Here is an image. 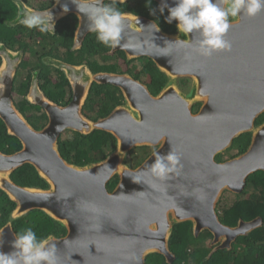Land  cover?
Returning a JSON list of instances; mask_svg holds the SVG:
<instances>
[{"label": "water", "instance_id": "water-1", "mask_svg": "<svg viewBox=\"0 0 264 264\" xmlns=\"http://www.w3.org/2000/svg\"><path fill=\"white\" fill-rule=\"evenodd\" d=\"M56 1L50 10L54 19L70 14L79 19L76 44L80 47L91 33L87 16L72 0ZM131 1L116 0V4ZM152 1L159 9L165 3L176 6V0ZM65 5L67 13L63 11ZM23 7L33 11L24 3ZM123 13L127 21L124 42L131 40L138 47H117L111 52H123L128 61L151 60L167 77L157 95L129 75L88 72L87 85L75 86L73 101L66 107L41 97L31 99L49 118L47 125L37 130L13 101L19 64L8 53L2 54L0 119L22 149L12 155L0 152V189L16 205L11 220L0 230V251H15L12 244L17 234L12 221L32 211L44 212L66 229L63 237L51 236V242L57 245L58 264H133L129 259L133 254L139 264H146L154 254L171 264L175 255L170 240L176 225L190 222L196 237L205 231L211 233L213 244L221 241L214 251L231 249L239 237L262 225V219H257L226 226L217 207L224 193L242 194L249 177L264 172V123L256 125L264 114V13L255 18H230L233 27L226 39L231 48L211 58L201 57L189 45L179 43L194 37L179 33L178 22L176 32L168 33L143 15ZM199 38L197 34L195 39ZM176 40L178 43L166 51L160 49L166 47V41ZM59 69L69 78L83 72L80 67L63 63H59ZM187 79L191 84L181 87V81ZM93 83L118 88L125 100L97 121L83 112ZM197 104L201 108L194 112ZM69 131L83 135L109 133L116 140V149L103 161L85 166L71 164L59 150L61 137ZM244 134H251L249 148L218 162L216 158L225 155ZM140 147H157L160 155L174 151L181 157L179 175L173 174L165 182L151 175L148 168L155 162L156 151L137 168H130L126 159ZM25 165L35 168L47 189L13 182L11 176ZM132 175L140 176L141 182L134 183ZM114 178L118 183L110 189Z\"/></svg>", "mask_w": 264, "mask_h": 264}, {"label": "trees", "instance_id": "trees-1", "mask_svg": "<svg viewBox=\"0 0 264 264\" xmlns=\"http://www.w3.org/2000/svg\"><path fill=\"white\" fill-rule=\"evenodd\" d=\"M14 4L12 0H0V41L11 47H16L15 45L18 44L15 36L18 34L19 28H21V26L19 27L18 25L7 26L6 24L7 22H11L17 15ZM148 5L149 0H137L133 3L117 4V7L121 12L129 11L136 15L146 14L149 18L156 21L164 31L175 33L176 25L174 21L168 24L159 19V15L164 18L165 13H168V11L165 10L164 13L161 14L157 4L152 0L150 7ZM151 9H155V15L151 14ZM148 10H150V13H147ZM91 41H93V39L86 42L81 51H87L91 58L93 56L98 57L99 55L110 57L108 52L111 48L97 43L96 40L94 42ZM121 53L123 54V52ZM149 62L150 63L145 64V72H148L150 76L149 88L154 95H157L166 85L167 77L159 71L151 60H149ZM63 77L65 78L64 75ZM136 78L139 79L138 76H136ZM181 83L185 84L186 82L182 80ZM92 97L93 96H90V98ZM122 98L120 91L116 94L111 93V96H108L105 104L102 105L100 109H94L91 105L92 103H90L91 101H89L84 108V113L95 121H97V117L105 118L115 109ZM90 108L94 109L93 113L97 111L95 112L96 118L92 117ZM19 111L21 114L26 115L28 119L26 120L32 123L37 130L43 129V125L45 126L47 122V118L44 114L34 122V118L30 117L28 114L29 109L20 108ZM194 112H196V110H194ZM31 113H33L32 110ZM39 119H41V121L37 124V120ZM262 123H264V114L257 120L256 125ZM11 138L13 137L8 134L3 121L0 119V150L9 153L6 146L4 147V142H7ZM14 140L18 143L19 150L21 144L16 138H14ZM116 144L115 138L109 133L95 131L90 135H83L69 131L61 137L59 141V150L62 157L67 162L77 166H85L87 164L103 161L116 149ZM250 144L251 134H244L234 141L231 150L238 148V155H240L249 148ZM139 149L140 148H137L138 154L140 155L141 149ZM14 152H16V150L11 153ZM229 152L230 151L227 153ZM141 155H143L142 152ZM238 155L236 154V156ZM233 157L235 156L229 158L231 159ZM216 160L218 162H223V155L218 156ZM11 178L15 184L21 187L48 188L47 183L39 177L37 171L31 165H27L24 169H18ZM117 183L118 179L114 178L109 184V188L113 189ZM236 197L233 204L222 201V203L219 204L221 222L226 226L236 227L239 221L249 222L259 217L262 218L263 225L247 236L239 237L233 243L231 249H217L216 251L214 250L217 246H211L214 238L211 233L207 232V236L206 234H199V236L196 237L190 222L176 225L170 240V250L175 255V260L171 264H264V172L260 171L250 176L247 180V188L242 195H236ZM15 207V203H13L0 189V230L11 220V214ZM12 226L16 234L31 227L36 233L37 239H46L49 236L60 238L66 235V229L42 211H32L22 218L13 220ZM146 264L169 263L163 256L154 254L147 258Z\"/></svg>", "mask_w": 264, "mask_h": 264}, {"label": "flooded vegetation", "instance_id": "flooded-vegetation-1", "mask_svg": "<svg viewBox=\"0 0 264 264\" xmlns=\"http://www.w3.org/2000/svg\"><path fill=\"white\" fill-rule=\"evenodd\" d=\"M12 1L15 3V0ZM135 1L137 0H133L130 3H133ZM23 3L33 11L51 10L57 5L56 0H23ZM14 5L16 7L18 15L20 9L17 8L16 4ZM148 11L147 13H150V10ZM17 15L11 22L6 23L7 26L17 21ZM167 15L169 14L165 13L164 18L167 17ZM143 16L149 18L146 14H143ZM164 18L159 15V19L165 21ZM54 21V32L48 33H41L37 29H28L23 25L16 24L19 27L21 26V28H19L18 30V34L15 36V39L18 42V44L15 45L16 47H11L8 44L0 41V46L4 47L3 51L0 50V68L5 63V59L2 56L3 53L4 55L5 53H8L11 57V60L14 59V62H17L19 64L16 72V82L14 83L13 88V101L18 110H20V108L29 109L28 114L30 117L34 118V122L37 118H40L41 115L44 114L47 118V122L45 124L46 126L49 122V118L46 111L39 105L32 102L31 99L35 100L37 97H41L43 99L51 101L59 107H66L73 101L76 91L75 86L77 85L76 87H78V85L82 84L84 88L85 85H87V82L89 80V73L92 75L101 73L129 75L133 79L145 84L150 90L151 94H153L151 89L149 88V73L145 72V64L150 63L147 58L128 61L126 56H124V53H112V50H110L108 54L111 59H114V61H109V59H106V56L100 59V55L98 57L93 56L91 58L87 51L83 52L81 50L84 48L86 42H89L91 39H93V41L91 42H94L96 40L95 33L87 34L79 47L76 44L77 32L79 29V19L74 14H70L66 17L54 19ZM96 42L99 43L97 40ZM67 54L72 55L73 58H69V56H66ZM59 63H69L70 65L80 67L82 69L81 71L83 72H81L80 76L77 75L75 77L69 78L66 73L59 69ZM112 63L113 65H117L116 67L119 69V71L117 69H115L114 71H107L105 69V67L112 65ZM63 75L65 76V78L63 77ZM136 76H138L139 79H137ZM185 82V84L181 83V87H188L191 84L190 80L188 79ZM119 91L120 90L118 88L111 85H98L96 83H93L87 96L84 108L89 103V101H91L90 103H92L91 105L92 107H94V109H100L101 106L105 104L108 96H111V93L116 94ZM120 93L123 97L121 91ZM90 96L93 97L90 98ZM124 103L125 100L123 97L120 103L116 105V107H119ZM200 108L201 104H197L195 105L194 110H196L197 112ZM94 109L90 108V113L92 117L96 118L95 112L97 111L93 113ZM31 110L33 113H31ZM23 115L27 119L26 115ZM85 116L87 115L85 114ZM87 118L89 117L87 116ZM89 119L93 120L92 118ZM99 119L102 118H96V120ZM40 121L41 119L37 120V124H39ZM30 125L36 129V127L33 126L32 123H30ZM45 126L43 125V128ZM4 143V147L6 146V149L9 150V153L0 150V152L3 154L12 155L21 151L22 149V144L20 143L21 148L18 150L19 145L14 140V137L7 142L5 141ZM140 149L139 150L143 155H141L140 152V156L136 148V150L134 149L129 157H127L126 164L130 168H137L139 165H141L151 154L156 151L157 147H140ZM14 150H16V152L11 153ZM230 153L231 154L229 157L236 156V154L238 155L239 153V149H234L230 151ZM229 157L226 158L230 159ZM26 166L27 165L22 167V169H24ZM220 243L221 241L213 244L212 241L211 246L218 247Z\"/></svg>", "mask_w": 264, "mask_h": 264}, {"label": "clouds", "instance_id": "clouds-1", "mask_svg": "<svg viewBox=\"0 0 264 264\" xmlns=\"http://www.w3.org/2000/svg\"><path fill=\"white\" fill-rule=\"evenodd\" d=\"M72 2L77 5L80 13L87 16L88 30L96 34V40L99 43L111 49L138 47L131 40L124 42L127 23L124 17L126 13L119 10L116 0H112L111 3H104V0H95V2L72 0ZM150 5L151 0H149L148 6L150 7ZM17 8L22 9L17 15V22L20 25L28 29H37L41 33L54 32L55 21L50 10L29 11L23 7V0H17ZM165 8L169 13L165 17V22L168 24L173 21L178 22L179 33L186 37H194V39H187L179 43L189 45L192 52L201 57L211 58L214 54L231 48L230 41L226 39L233 27L230 18L235 19L241 16L255 18L264 13V0H176L174 7H169L166 3L162 4L159 9L161 14L164 13ZM63 11L65 13L69 11L67 5L64 6ZM151 14L155 15V9H151ZM156 30L159 31L158 26ZM197 34L200 37L199 40L195 39ZM165 43L166 47H159L163 51H166L170 45L177 44L178 41H166ZM227 152L225 155L230 154ZM225 155H223L224 160L227 159ZM153 156H155V162L148 170L158 181L165 182L173 174L179 175L182 169L181 157L174 151L167 155H160L156 151ZM132 178L134 183L141 182L140 176L132 175ZM219 204L217 211L220 216ZM257 219L262 218L258 217L254 220ZM201 234L207 236L208 233L205 231ZM52 240L53 237L51 236L46 239H37L36 233L29 227L17 234L12 244L15 251L9 254L0 251V264H58V249L57 245L51 242ZM2 243L3 241L0 240V246ZM129 259L133 261V264H139V259L134 254Z\"/></svg>", "mask_w": 264, "mask_h": 264}, {"label": "rangeland", "instance_id": "rangeland-1", "mask_svg": "<svg viewBox=\"0 0 264 264\" xmlns=\"http://www.w3.org/2000/svg\"><path fill=\"white\" fill-rule=\"evenodd\" d=\"M66 56H69V58H73V56L72 55H69V54H67ZM105 56H102V55H100V59H102V58H104ZM99 59V58H98ZM106 59H109V61H114V59H111V57H107ZM66 64H68V65H70L69 63H66ZM117 65H113V63H112V65H109V66H107V67H105V69L107 70V71H114L115 69H117L118 71H119V69L116 67ZM132 152H130L129 153V155L131 154ZM231 154V153H230ZM230 154L229 155H225L226 157H229L230 156ZM139 162H140V159H139ZM237 197H236V195H234V194H232V193H229V192H226V193H224L223 194V196H222V198H221V201L222 202H227L228 204H233V202L235 201V199H236ZM220 201V203H222Z\"/></svg>", "mask_w": 264, "mask_h": 264}]
</instances>
